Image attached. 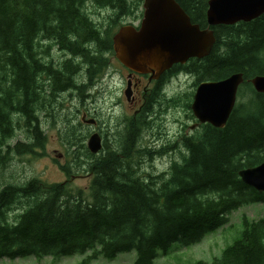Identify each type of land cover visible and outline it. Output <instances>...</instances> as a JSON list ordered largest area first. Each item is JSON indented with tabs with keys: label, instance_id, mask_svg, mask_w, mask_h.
Instances as JSON below:
<instances>
[{
	"label": "trees",
	"instance_id": "1",
	"mask_svg": "<svg viewBox=\"0 0 264 264\" xmlns=\"http://www.w3.org/2000/svg\"><path fill=\"white\" fill-rule=\"evenodd\" d=\"M177 1L194 23L208 25V0ZM141 3L0 0V153L7 147L8 152L30 154L42 146L43 99L73 89L87 92L109 56H115L111 27L129 23L127 18L137 15ZM89 4L100 13L111 9L108 22H97ZM213 29L217 40L211 53L174 64L165 80L148 89L142 109L153 110L158 96L169 103L179 101L166 99L161 89L180 73L193 76L195 87L240 72L244 82L227 125L199 124L194 133L183 132L153 151L138 148L144 124L131 121L119 147L109 148L105 142L100 153L85 149L86 170L94 175L88 192L69 188V181L47 183L39 178L23 185L0 184V259L81 254L86 255L82 264H89L99 256L113 259L136 250L132 264H156L174 245L202 242L228 224L234 210L264 204V192L239 176L242 168L264 161V92L250 82L264 75V14ZM54 46L67 55L61 61L54 60ZM190 117L195 119L192 113ZM27 126L34 136L12 145L15 131ZM176 150L182 159L174 160L169 171L143 170L144 153L162 156ZM65 166L70 172L71 165ZM15 208L22 210L11 222ZM242 221L240 238L211 261L194 264H264V216Z\"/></svg>",
	"mask_w": 264,
	"mask_h": 264
},
{
	"label": "rangeland",
	"instance_id": "2",
	"mask_svg": "<svg viewBox=\"0 0 264 264\" xmlns=\"http://www.w3.org/2000/svg\"><path fill=\"white\" fill-rule=\"evenodd\" d=\"M134 1L132 0L133 3ZM143 4L144 0H142L137 15L127 18L130 20L129 23H134L133 25L136 26L140 25V20L143 17L141 13L144 14ZM87 8L97 22L105 19L107 23V15L112 12L111 9H107L100 13L92 4H89ZM121 26L123 25L114 24L111 30L115 34ZM208 27L213 28V25L208 23L206 27L201 26L203 29ZM52 55L55 61H61L67 56L57 46L53 47ZM128 73L129 70L111 54L105 68L100 71L99 76H95L91 89L87 92L84 91L85 94L82 91L84 95L79 92L80 90L73 89L59 92L55 96L48 97V100L44 98L43 100L47 104L45 108L39 111L44 126L43 135H45V139L41 140L42 146H38L36 151L30 154H19L16 151L8 152L7 147L2 148L0 153L2 157L0 184L23 185L32 178H39L47 183L69 181V188L83 189L88 192L91 189L94 175L86 170L85 149H89L88 141L93 133H99L102 136L103 145L106 142L109 148H117L121 143L122 133L128 132L131 121L140 122L144 124V127L139 148L153 147L152 150L157 151L167 142L178 139L181 133H194L197 128H200V126L191 128L196 123V120L190 117L191 113L194 115L191 105L197 86L200 84L195 87L192 86L195 79L193 76L182 74L179 78H172L161 89V93L164 92L162 94H165L166 99L174 101L180 99L179 101L169 103L158 96L152 103V106L154 105L153 110L142 109L138 114L132 116L137 105L131 107L132 103L127 100L125 95ZM139 85L142 87L138 93L140 98L143 87L149 86V84L144 78ZM155 87L156 85L152 84L149 86V90ZM188 103L190 104L189 107L187 106ZM84 116L85 120L83 119ZM88 120L95 122L89 123ZM148 126H151V129L144 131ZM29 129L31 128L27 126L24 130L15 131L10 143L14 145L19 140L30 141L29 137L34 135ZM151 132H155V142L152 140ZM183 152L186 153L184 148ZM134 153L139 155L138 152ZM144 155L142 159L145 161L143 170L154 174L169 171L174 160L182 159L178 150L162 156L156 153L151 156L149 152L144 153ZM68 163L71 165L70 172L64 170ZM21 210L12 209L9 220L14 221L15 214ZM262 216H264L263 203L244 205L229 214L228 224L208 234L202 242L182 248L174 245L168 254L156 259V264H194L199 260L209 262L214 257L219 256L228 244L240 238L244 229L243 217L249 220H258ZM85 256L75 254L37 258L30 255L15 259L4 257L0 259V264H82ZM136 257V250H132L121 252L113 259L99 256V259L93 260L89 264H132Z\"/></svg>",
	"mask_w": 264,
	"mask_h": 264
},
{
	"label": "water",
	"instance_id": "3",
	"mask_svg": "<svg viewBox=\"0 0 264 264\" xmlns=\"http://www.w3.org/2000/svg\"><path fill=\"white\" fill-rule=\"evenodd\" d=\"M143 7L144 14L139 26L123 25L113 36L116 58L131 71L125 91L130 101L133 72L150 73L151 79L158 78L175 63L184 64L190 58L208 56L216 42L214 29H203L194 23L177 0H144ZM263 14L264 0L208 1L207 21L213 26L248 22ZM243 82V74L238 72L223 79L200 83L191 105L198 122L225 127L236 106ZM251 83L257 92H264V75L252 78ZM88 147L93 153L102 149L99 133L90 136ZM239 175L244 183L264 192V161L256 166L242 168Z\"/></svg>",
	"mask_w": 264,
	"mask_h": 264
},
{
	"label": "flooded vegetation",
	"instance_id": "4",
	"mask_svg": "<svg viewBox=\"0 0 264 264\" xmlns=\"http://www.w3.org/2000/svg\"><path fill=\"white\" fill-rule=\"evenodd\" d=\"M169 72H164L163 74L160 75V77L157 80H151L150 79V75H134L133 77V103L130 105L131 107H135L137 105V107H135L134 113L137 114L138 111L141 109V107L144 104V100L146 99V93L145 91L147 90L148 86H144L143 90L141 92L140 98L138 97V93L141 91L140 87V83L142 81V79L146 78L148 81L149 86L154 84L157 85L158 82L162 79H165V75H167ZM152 135V140L155 142L156 138H155V132H151Z\"/></svg>",
	"mask_w": 264,
	"mask_h": 264
},
{
	"label": "bare ground",
	"instance_id": "5",
	"mask_svg": "<svg viewBox=\"0 0 264 264\" xmlns=\"http://www.w3.org/2000/svg\"><path fill=\"white\" fill-rule=\"evenodd\" d=\"M251 82V81H250ZM243 84V83H242ZM198 87V86H197ZM241 87V86H240ZM96 154V153H95Z\"/></svg>",
	"mask_w": 264,
	"mask_h": 264
}]
</instances>
